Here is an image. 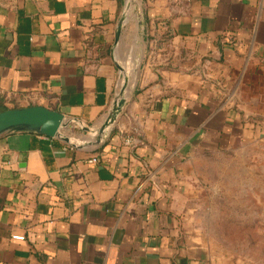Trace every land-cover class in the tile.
<instances>
[{"label":"crops","instance_id":"1","mask_svg":"<svg viewBox=\"0 0 264 264\" xmlns=\"http://www.w3.org/2000/svg\"><path fill=\"white\" fill-rule=\"evenodd\" d=\"M124 5L0 0V111L102 121L133 32L114 47ZM141 8L140 75L98 147L0 139V264H230L188 222L216 159H264V0Z\"/></svg>","mask_w":264,"mask_h":264},{"label":"rangeland","instance_id":"2","mask_svg":"<svg viewBox=\"0 0 264 264\" xmlns=\"http://www.w3.org/2000/svg\"><path fill=\"white\" fill-rule=\"evenodd\" d=\"M130 37L123 42L118 55L123 74L128 76L126 96L140 75L144 60L145 36L139 40L135 16L130 14ZM119 71L116 93L123 75ZM86 125L91 130L101 124ZM72 143L90 139L79 125L70 123L62 130ZM85 137V138H84ZM193 203L188 229L199 236L230 264H264V159L228 154L216 159L214 168L204 173Z\"/></svg>","mask_w":264,"mask_h":264},{"label":"water","instance_id":"3","mask_svg":"<svg viewBox=\"0 0 264 264\" xmlns=\"http://www.w3.org/2000/svg\"><path fill=\"white\" fill-rule=\"evenodd\" d=\"M130 14L135 16L136 36L139 40H143L144 21L141 8V0H125L124 10L118 19L114 33V47H116L121 39L122 32L130 21ZM114 66L123 74V69L114 62ZM123 81L119 91L115 94L109 110L104 115L101 124L96 130H91L77 119H66L64 115L56 110L47 109L42 106H28L13 109H4L0 111V139L13 135H35L47 139H59L65 144L72 145L76 148H84L93 150L98 147L115 124L117 118L122 112L125 105L126 90L128 89V76L122 75ZM70 123L80 126L83 132L91 133L90 139L83 143H72L62 130L70 128ZM94 137H92V135Z\"/></svg>","mask_w":264,"mask_h":264},{"label":"built area","instance_id":"4","mask_svg":"<svg viewBox=\"0 0 264 264\" xmlns=\"http://www.w3.org/2000/svg\"><path fill=\"white\" fill-rule=\"evenodd\" d=\"M95 160L94 159H92V162H94Z\"/></svg>","mask_w":264,"mask_h":264}]
</instances>
